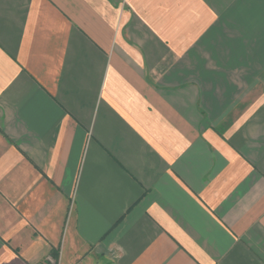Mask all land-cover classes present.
Listing matches in <instances>:
<instances>
[{
    "label": "crops",
    "instance_id": "crops-1",
    "mask_svg": "<svg viewBox=\"0 0 264 264\" xmlns=\"http://www.w3.org/2000/svg\"><path fill=\"white\" fill-rule=\"evenodd\" d=\"M0 264H264V0H0Z\"/></svg>",
    "mask_w": 264,
    "mask_h": 264
},
{
    "label": "trees",
    "instance_id": "trees-1",
    "mask_svg": "<svg viewBox=\"0 0 264 264\" xmlns=\"http://www.w3.org/2000/svg\"><path fill=\"white\" fill-rule=\"evenodd\" d=\"M58 253H59L58 250L53 252V256L55 257L56 262L58 261V257H59Z\"/></svg>",
    "mask_w": 264,
    "mask_h": 264
},
{
    "label": "built area",
    "instance_id": "built-area-1",
    "mask_svg": "<svg viewBox=\"0 0 264 264\" xmlns=\"http://www.w3.org/2000/svg\"><path fill=\"white\" fill-rule=\"evenodd\" d=\"M51 262L55 263V260L53 258H50L49 259Z\"/></svg>",
    "mask_w": 264,
    "mask_h": 264
}]
</instances>
